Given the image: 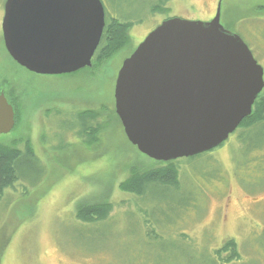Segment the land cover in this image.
Returning a JSON list of instances; mask_svg holds the SVG:
<instances>
[{"label": "rangeland", "instance_id": "374dc122", "mask_svg": "<svg viewBox=\"0 0 264 264\" xmlns=\"http://www.w3.org/2000/svg\"><path fill=\"white\" fill-rule=\"evenodd\" d=\"M150 1L101 0L105 15L142 19L128 32L127 45L73 76H46L8 56L0 0V93L19 105L0 145L29 142L47 167L36 189L25 194L17 183L0 197V264H211V252L229 239L242 257L237 264H264V137H256L264 126L249 133L237 128L213 152L178 160L177 192L151 190L139 199L118 188L133 170L156 166L127 141L115 118L121 64L163 20L208 22L219 2L172 0L165 13L151 15ZM220 23L247 45L264 81V0H221ZM84 111L100 113L103 127L90 148L63 134ZM102 203L111 205L104 222L76 218L78 205ZM151 230L157 238L145 236Z\"/></svg>", "mask_w": 264, "mask_h": 264}, {"label": "water", "instance_id": "95a60500", "mask_svg": "<svg viewBox=\"0 0 264 264\" xmlns=\"http://www.w3.org/2000/svg\"><path fill=\"white\" fill-rule=\"evenodd\" d=\"M163 20L119 68L114 111L127 141L167 163L218 148L251 114L263 69L242 39L220 23ZM105 25L101 0H5V50L24 70L46 76L92 66ZM0 93V135L14 127Z\"/></svg>", "mask_w": 264, "mask_h": 264}, {"label": "trees", "instance_id": "16d2710c", "mask_svg": "<svg viewBox=\"0 0 264 264\" xmlns=\"http://www.w3.org/2000/svg\"><path fill=\"white\" fill-rule=\"evenodd\" d=\"M170 1L172 0L150 1L145 5V8L151 15L165 13L168 10L166 5ZM115 15L117 18L105 15L104 29L100 43L94 53L92 65L99 66L103 61L109 60L117 51L126 46L129 40L128 32L134 24H140L142 20L122 17L118 13ZM6 99L13 107L16 123L19 105L13 98L11 101L8 98ZM99 118L100 113L84 112L75 116L74 126L71 125L70 130L77 131L80 136L79 141L87 148L97 143L96 135L103 129L98 122ZM115 118L118 120L116 114ZM260 126H264V89L254 101L251 114L242 121L238 129L244 130L243 133H249ZM259 135L264 137V131L262 130L256 137ZM241 141H243V138ZM214 150L207 153H211ZM262 150L264 151V149ZM201 155L187 159H195ZM178 160L167 163L154 162L156 166L133 170L130 176L119 184L118 188L121 192L133 195L139 199L144 198L151 190L172 189L177 192L180 188ZM263 162L264 159L261 163ZM46 168V165L34 153L29 142L14 141L10 146L0 145V197L6 190H12L17 183H19L18 185L24 190L25 194L29 189H36L45 175ZM261 172L262 176H264V169H261ZM76 210V218L81 222L101 223L108 218L111 212V205L106 203L81 204L78 205ZM142 222L145 226L150 224L146 216H142ZM150 228L152 229V226ZM145 236L151 239L157 238L153 234V230L147 231ZM179 236L186 241L184 233ZM211 259L213 260L211 264H237L242 261L236 242L233 239H229L223 246L212 251Z\"/></svg>", "mask_w": 264, "mask_h": 264}, {"label": "flooded vegetation", "instance_id": "af4514ba", "mask_svg": "<svg viewBox=\"0 0 264 264\" xmlns=\"http://www.w3.org/2000/svg\"><path fill=\"white\" fill-rule=\"evenodd\" d=\"M85 69H87V68H84V69H82V70H85ZM82 70H79V71H77V72H75V73H71V74H67V75H62V76H73V75H75L76 73H78V72H80V71H82ZM84 112H93V111H84ZM84 112H82V113H84ZM55 115V117H57V116H62V115H68V114H63V113H57V112H53ZM95 113V112H94ZM78 114H80V113H75V116H77ZM97 114V113H96ZM51 115H52V113H51ZM63 134H65V137H74V138H76V139H78L79 140V138H80V136H79V134L77 133V131H71V130H69V131H67V132H64ZM98 134V133H97Z\"/></svg>", "mask_w": 264, "mask_h": 264}]
</instances>
